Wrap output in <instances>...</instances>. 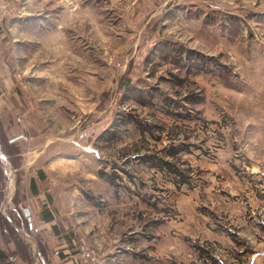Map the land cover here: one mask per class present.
<instances>
[{"label":"rangeland","instance_id":"rangeland-1","mask_svg":"<svg viewBox=\"0 0 264 264\" xmlns=\"http://www.w3.org/2000/svg\"><path fill=\"white\" fill-rule=\"evenodd\" d=\"M0 152V264H94L83 245L109 264L98 241L168 224L209 257L226 235L251 254L264 0H0ZM37 158L85 163L73 207L51 204L50 177L32 195Z\"/></svg>","mask_w":264,"mask_h":264},{"label":"crops","instance_id":"crops-1","mask_svg":"<svg viewBox=\"0 0 264 264\" xmlns=\"http://www.w3.org/2000/svg\"><path fill=\"white\" fill-rule=\"evenodd\" d=\"M16 139H19V137L12 139L11 142H14ZM250 143L251 142H246L245 144ZM255 144L256 143H254V145ZM173 150L178 151L179 149ZM176 155L177 154L171 155V157H175ZM40 164L41 162L37 158L23 165V168H25L28 173H30V170L34 171V174H28L29 178H27V182L30 192L32 193L33 191L32 195L35 196V199L43 200V197L41 196L43 192H41L40 187L43 179L41 178L43 176L45 177L44 179L50 177L51 192L57 193L55 196L51 193L47 194L51 204L53 206L54 204H57L61 193H63L64 201L62 207L65 209L73 207L68 201L73 198H79L77 197L79 196L77 195L79 188L75 185L71 186L69 179L74 177L75 174L82 177L89 174L85 163L79 159H47L42 165ZM92 173V176L101 179L103 178V180L108 181L109 183L111 182L107 177L102 175L99 176L98 172ZM259 184L262 186L264 182L261 181ZM255 187H257V185ZM249 196L252 197V200L254 201V207L252 208L259 214H263L264 190L260 191V188H256L253 192H250ZM230 209L231 212L238 214L239 219L242 221L241 225H239V223L237 225V228L239 229L242 224H246L244 217L247 212V206L245 202L239 201L236 206H232ZM69 214L73 215V213L70 212ZM41 220L45 222L49 231L55 226L54 215L47 217L41 215ZM157 227V236L159 237L157 239H150L146 233L147 230L141 227V229L131 231L129 238H125L124 240L109 238L104 241H98L100 245L99 247L105 249L102 253L109 264H264V241H262L261 237L262 227H264V225L262 223L255 224L253 227L254 234L252 236L254 244H252L254 246V252L251 254L245 252L242 246L238 243L236 244L235 239L226 235L228 236V239H224L222 242L220 241L219 247H221V253H218V257L215 258L213 256L209 257L208 251L204 252L201 249L199 250L197 246L191 243V241H188L185 238L182 239V233H180V229L176 226L168 224L158 225ZM183 229L184 230L182 231L189 233L186 228ZM69 248L70 247L63 251V254L66 255V257ZM39 255H41V253H39Z\"/></svg>","mask_w":264,"mask_h":264},{"label":"built area","instance_id":"built-area-1","mask_svg":"<svg viewBox=\"0 0 264 264\" xmlns=\"http://www.w3.org/2000/svg\"><path fill=\"white\" fill-rule=\"evenodd\" d=\"M81 256L84 257L83 259L91 260L94 264H106L101 259H97L94 250L87 248L86 245L82 246Z\"/></svg>","mask_w":264,"mask_h":264},{"label":"trees","instance_id":"trees-1","mask_svg":"<svg viewBox=\"0 0 264 264\" xmlns=\"http://www.w3.org/2000/svg\"><path fill=\"white\" fill-rule=\"evenodd\" d=\"M177 152H178V151L171 150V151H169V154H171V155H175V154H177ZM163 164L165 165L164 168H166V169L169 168V170L174 171V169H173V164H172V163L165 162V163H163ZM175 172H176V171H175Z\"/></svg>","mask_w":264,"mask_h":264},{"label":"water","instance_id":"water-1","mask_svg":"<svg viewBox=\"0 0 264 264\" xmlns=\"http://www.w3.org/2000/svg\"><path fill=\"white\" fill-rule=\"evenodd\" d=\"M0 155L3 156L4 158H6V156L3 153H1V152H0ZM24 214H25L26 217H29V214H30L29 210L25 209L24 210Z\"/></svg>","mask_w":264,"mask_h":264},{"label":"bare ground","instance_id":"bare-ground-1","mask_svg":"<svg viewBox=\"0 0 264 264\" xmlns=\"http://www.w3.org/2000/svg\"><path fill=\"white\" fill-rule=\"evenodd\" d=\"M12 182V181H11ZM11 184V183H10ZM11 185H13V183L11 184Z\"/></svg>","mask_w":264,"mask_h":264}]
</instances>
